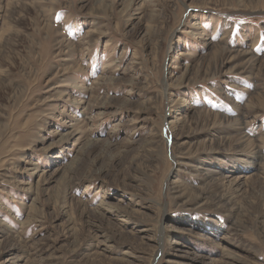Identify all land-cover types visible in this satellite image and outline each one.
I'll list each match as a JSON object with an SVG mask.
<instances>
[{
	"label": "rangeland",
	"instance_id": "1",
	"mask_svg": "<svg viewBox=\"0 0 264 264\" xmlns=\"http://www.w3.org/2000/svg\"><path fill=\"white\" fill-rule=\"evenodd\" d=\"M259 102L264 0H0V264H264Z\"/></svg>",
	"mask_w": 264,
	"mask_h": 264
},
{
	"label": "bare ground",
	"instance_id": "2",
	"mask_svg": "<svg viewBox=\"0 0 264 264\" xmlns=\"http://www.w3.org/2000/svg\"><path fill=\"white\" fill-rule=\"evenodd\" d=\"M215 50L212 52V56L213 57H215L219 52L218 51H220V52H222L223 50L220 48V47H215L214 48ZM222 50V51H221ZM238 53V52H237ZM242 58V57H241ZM251 61V60H250ZM253 65V64H252ZM248 66V65H247ZM257 97V96H256ZM262 97V96H261ZM259 99V98H258ZM261 99V98H260ZM255 100V99H254ZM261 101V100H260ZM250 102H252V101H250ZM254 103V102H253ZM252 104V103H251ZM258 104V103H257ZM259 105L260 106H264V102H259ZM255 109V108H254ZM249 146H250V144H249ZM222 199H224V198H220V200H216V201H221Z\"/></svg>",
	"mask_w": 264,
	"mask_h": 264
}]
</instances>
